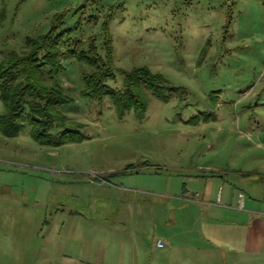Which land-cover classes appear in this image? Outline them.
<instances>
[{
  "label": "rangeland",
  "instance_id": "1",
  "mask_svg": "<svg viewBox=\"0 0 264 264\" xmlns=\"http://www.w3.org/2000/svg\"><path fill=\"white\" fill-rule=\"evenodd\" d=\"M0 18V61L59 37L72 99L59 111L82 137L51 147L27 124L0 133V264L189 260L201 204L264 182V0H0ZM108 43L106 86L139 68L169 83L164 101L145 91L142 119L80 95L90 70L73 52L105 59Z\"/></svg>",
  "mask_w": 264,
  "mask_h": 264
},
{
  "label": "trees",
  "instance_id": "2",
  "mask_svg": "<svg viewBox=\"0 0 264 264\" xmlns=\"http://www.w3.org/2000/svg\"><path fill=\"white\" fill-rule=\"evenodd\" d=\"M58 43L59 37H53L51 33L38 40L27 39L19 54L11 53L0 61V101L3 107L0 133L4 137L18 136L27 124L31 127L32 139L41 146L59 147L82 140L78 127L67 122L59 111L72 99L57 82L61 69ZM73 54L90 70L82 74L81 97L99 102L108 98L118 118L133 111L138 119H142L147 108L145 91H150L158 100L166 99L163 92L169 90V83L146 68L119 71L123 77L120 91L106 86L105 82L113 78L109 43L105 59H101L92 47L87 53L76 51ZM55 128L60 132L53 135Z\"/></svg>",
  "mask_w": 264,
  "mask_h": 264
},
{
  "label": "crops",
  "instance_id": "3",
  "mask_svg": "<svg viewBox=\"0 0 264 264\" xmlns=\"http://www.w3.org/2000/svg\"><path fill=\"white\" fill-rule=\"evenodd\" d=\"M254 183L231 191L227 184L225 194L202 203L199 231H184L191 258L168 264H264V182ZM41 260L49 263V256Z\"/></svg>",
  "mask_w": 264,
  "mask_h": 264
},
{
  "label": "built area",
  "instance_id": "4",
  "mask_svg": "<svg viewBox=\"0 0 264 264\" xmlns=\"http://www.w3.org/2000/svg\"><path fill=\"white\" fill-rule=\"evenodd\" d=\"M239 207L242 208L243 207V204L241 203ZM156 246L158 248H162L163 247V244L161 242H157Z\"/></svg>",
  "mask_w": 264,
  "mask_h": 264
}]
</instances>
